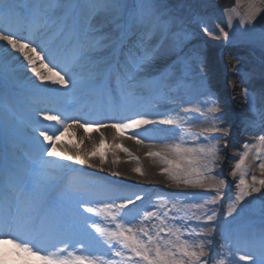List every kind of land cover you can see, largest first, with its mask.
Returning a JSON list of instances; mask_svg holds the SVG:
<instances>
[{
	"label": "snow or ice",
	"instance_id": "snow-or-ice-1",
	"mask_svg": "<svg viewBox=\"0 0 264 264\" xmlns=\"http://www.w3.org/2000/svg\"><path fill=\"white\" fill-rule=\"evenodd\" d=\"M244 3L243 14L235 7L226 9L229 28L238 17L239 26L247 29L264 13V0ZM237 4L243 6L240 0ZM0 21L5 22L0 26L4 42L0 60H12V51L18 53L26 61L22 67L42 84L71 85L92 109L87 118L73 116L68 109L37 111L50 122L35 129L48 146L41 143L35 167L0 190V264H264V203L258 227L235 226L248 207L246 201L253 203L259 194L264 202V108L257 109L253 95L243 89L244 102L254 115L249 126L261 132L233 151L231 182L217 172L218 162L226 158L231 127L218 115L221 107L212 94L179 111L139 110L141 89L161 84L168 72L152 79L148 74L176 46L167 41L177 36L172 32L177 18L164 0H0ZM201 23L203 32L211 34ZM220 31L230 39L223 28ZM258 42L264 49V31ZM62 54L65 59H60ZM160 125L173 126L176 139L153 150L145 141L166 131ZM90 128L100 133L90 151L57 149L56 143L69 130L73 135L83 130L81 143L91 139ZM101 129L113 131L110 159L100 153L105 144ZM126 134L147 149L148 158L164 165L160 175L173 186L201 189L208 195L153 199L135 193L111 198L107 193L113 187L75 178L69 185L71 207L54 209L48 203L47 189L60 174L80 172L72 164L98 167L101 172L105 164L119 165L115 149L122 148L118 141ZM122 151L139 165V157L127 148ZM97 156L94 164L92 157ZM49 168L58 175L51 176ZM132 171L147 175L139 166ZM110 174L120 176L111 167ZM230 183L235 193L225 211L220 202ZM218 216L228 225L219 232Z\"/></svg>",
	"mask_w": 264,
	"mask_h": 264
},
{
	"label": "rangeland",
	"instance_id": "rangeland-1",
	"mask_svg": "<svg viewBox=\"0 0 264 264\" xmlns=\"http://www.w3.org/2000/svg\"><path fill=\"white\" fill-rule=\"evenodd\" d=\"M164 2L171 10V14L177 18V22L172 26V30L177 34L173 41L176 45L173 50H175L174 52L178 54V62L172 69L171 73L175 75L177 82L182 86L179 91L174 93V95L180 97L179 99L181 100V102L176 104L179 109L181 106H190L204 100L206 93H210L214 96V93L218 90V87H216L218 84H215L217 82L215 77L219 76V74L223 72L222 69H224L226 73L229 72L237 74L239 78L243 75L246 79L256 80L259 81V83L264 82V49L260 47L258 42L261 32L264 31V26L260 28L253 24L248 26L246 29L239 26L237 17L233 22V27L229 28L226 10L219 6L218 0H164ZM230 6V8H237V11L243 14L244 6H238L237 0H235L234 3L232 2ZM260 19H262L261 23L264 24V13H261L259 20ZM201 21L207 24L211 34L203 32ZM255 22L261 24L260 21ZM221 28H223L224 32H228L230 39L226 40L224 38L223 32L220 31ZM185 33L188 35L185 36ZM188 45L191 46V49L186 53L184 52L186 50L185 46ZM231 51H235L239 54V59H228V55ZM212 53L215 54V57L209 58V55ZM240 60L245 61V64L240 68H236V65L242 63ZM171 61L172 58L168 57L166 59L158 60L156 65H161L160 68L164 69V66H169ZM201 69L203 70V74H201ZM236 69H239V71H236ZM5 71H8V69H4L2 67V62H0V72L4 73ZM227 79L228 78L225 79V84H230ZM207 83H209L210 87H207ZM237 86L241 87L242 91L245 88L242 87L241 81L237 83ZM249 92L251 93L252 91L249 90ZM216 95L219 99L223 95H227V93L224 90L222 93L216 92ZM240 95L243 96V93ZM159 99L161 100L162 98ZM168 99L170 101L172 96H169ZM155 105L160 107V109L167 107L164 104L163 107L162 104L159 105L155 103ZM156 106L154 108L159 109ZM239 113V119L244 120L243 117L245 116L241 111H239ZM181 115L184 114L182 113ZM243 142L244 141H242V143ZM242 143H239L237 146L239 149L241 148ZM105 150L106 147L100 148V152H104ZM234 150H237L236 146L233 151ZM233 151L231 153H233ZM158 165L160 167V173L164 165L161 163H158ZM219 165L220 162L217 167V172L221 175V177L227 178L231 182L232 178L228 176V171L230 169L223 174L220 171L221 168ZM48 172L54 177L58 175L56 170L51 172V170L48 169ZM63 175L65 174H60L59 178ZM163 177V184L167 190H153L148 195L145 193V195H147L146 197L154 199L157 195L175 196L177 194L186 195L194 193L208 195L201 189L183 187L176 188L171 184L166 176ZM59 178L55 179L51 183L47 191H49V189H51V187L59 181ZM75 178H79L84 181H94L98 184L113 187L115 190L107 193V196L111 198H116V195L120 194L125 196L127 193L124 188V181L122 180L108 179L102 175L86 173L83 171L72 175L70 179H67L66 183L70 185V182ZM113 182L115 183L113 184ZM69 185H65V187L68 188ZM65 187L64 191L66 192L57 193L54 196V200L56 202L60 201V203H62L63 201H61V197H68L67 195H70V189H66ZM225 193V200L221 201L220 204L223 205V209L226 211L227 202L231 200L235 193L234 183L229 184V186L225 189ZM255 195L257 198L253 203L249 204L248 201L245 202L248 207L245 209V212L241 214V217L235 226H239L242 229H246L250 226H259L260 208L264 202L258 198L259 194ZM241 207H244V205H241ZM217 222L220 224L218 232L228 227L222 217L218 216ZM214 239L217 241V244H215L214 247H218L220 236L216 235ZM241 264H243V262H241Z\"/></svg>",
	"mask_w": 264,
	"mask_h": 264
},
{
	"label": "bare ground",
	"instance_id": "bare-ground-1",
	"mask_svg": "<svg viewBox=\"0 0 264 264\" xmlns=\"http://www.w3.org/2000/svg\"><path fill=\"white\" fill-rule=\"evenodd\" d=\"M240 2L244 6L243 8V13H244L247 5L244 3V0H240ZM259 18L260 16L257 17L256 21H260L261 23L262 19L259 20ZM2 22L4 21H0V23ZM261 24L254 22V25L260 28L264 26L263 23ZM173 41L174 39H170L169 41H167V43L173 44ZM3 45H4V42H0V47H2ZM185 48L186 50L184 52L187 53L188 51H190L191 46L188 45V46H185ZM172 52L174 51H170L169 54L163 59H166L168 57H173V54H171ZM228 56H229L228 59H233V60L239 59L240 57V55L237 54L235 51H231ZM12 57H13L12 60H0V62H2V67L4 69H8V71H5L4 73L0 72V92H2V95L0 97L1 102L4 101L7 105H9L14 101L15 96H17V94L9 87V85L16 84V86H18V90H20L18 91V93L20 94L21 91L26 89V88L20 87L21 85H28L27 87H35L33 84L34 82L35 85H40V88H48L50 90H54L55 92H62L61 95H63L62 97L64 100L71 102L73 105L78 104L76 102L77 99L83 96V94L80 92L79 89L64 88L61 85H53L50 82L42 84L38 80V78L35 77V75L29 69H25L24 67H22V64H26V61H23L22 56L12 51ZM214 57H215L214 53L209 55V58H214ZM241 62L242 63H239L235 67L236 68L242 67L245 64V61L242 60ZM173 64L174 63H171V65H169L168 68L165 67L166 68V69L164 68L165 70L163 68H160L159 65H156V69L148 74V79H152L154 77L159 76L161 72H164L167 70L168 72L167 78L161 84H159L162 87L166 88V91L164 92V95H163L165 98L160 103L166 105L167 107L164 108L162 111L159 109H147V108L144 111L149 112V113H155V112L165 113L172 109H175L177 111L179 110L176 104L178 102H181V100L179 99L180 97H177V95H174V93L179 91L182 88V86L179 85V83L177 82V78L175 77V75L171 73L174 67ZM41 70L44 71L45 69H41ZM222 70L223 72L219 74V76L215 77L217 81L215 84H218L216 86L218 87L217 88L218 90L216 92L222 93L225 90L227 95H223L222 97L218 99L216 92H215L214 97L217 100V102L219 101L218 103L221 107V112L218 113V115L224 118V125L230 126L231 133H232L227 137V139L230 141L229 143L230 148L228 147V149H224V155L226 158L222 162H220V165H219L221 168L220 171L224 174L231 167L230 161L234 158L233 153L231 152L233 151V149H235V146L237 150H239V148L237 147L239 143L241 144L242 141L244 142L250 141L252 140L254 135L261 132V128L259 127H255V128L250 127L249 126L250 121H241L239 119V114H240L239 111H241L242 113H252V111L249 109V106L245 104L244 96L240 95L243 93V91L241 87L237 86V83L241 81L242 87H245L252 91L251 94L255 98L257 109H262L264 108V82L259 83V81H256V80H249V79L244 78L243 75L240 76L241 78L240 79L239 76H237V74L229 73V72L226 73L224 69ZM226 78H228L227 80L230 82V84H225ZM157 86H147L141 89V91H143L144 89H147L148 91L154 89L153 92H155ZM207 87H210L209 83H207ZM259 88L262 90H260ZM21 95L23 94H20V96ZM154 95L150 97V103H153L156 101L157 96H154ZM169 96H172V99L170 101L168 99ZM1 102H0V107H2ZM147 102L149 104V101ZM167 103L169 104V106ZM79 110H83L82 107H80ZM0 114L3 118H7V114L5 113V111L0 112ZM120 114L121 115H131L132 113L121 112ZM160 128L166 129V131L157 133L155 139L145 141V144H151L153 146V150H158L161 145V142L172 143L176 139L175 132L172 130L173 126L164 125ZM100 131L104 133L105 144L103 147L104 148L106 147V150L104 152L101 151L100 153L106 155L110 159L112 151H113L111 149L113 131L111 129H101ZM89 134L91 136V139H84L83 143H81V140L83 139V130L81 129V130L76 131L75 135L72 134V130H69V133L60 137L59 141L56 143V147L58 150L61 148L67 149L69 153H75L76 151H80V152L90 151L93 148V142L94 141L96 143L99 142L100 133L92 130V131H89ZM40 141L41 140H39V142ZM118 142L121 143L122 148H127L134 156H137L140 158L139 165L136 163L135 160L131 159L124 151H122V148H121V150L115 149V151L120 157L121 163L116 166H110L109 164H105L104 171L102 172L99 170L98 167L89 168L86 164L85 165L72 164V167L79 169L80 172L84 171L86 173H95L97 175H102L108 179L124 181V188L127 191V195L129 194L130 196L131 194H135V193L149 194L153 190L159 191L158 189H162L164 191L167 190L163 184L164 177L161 176L159 173L160 167L158 163L160 162L152 158H148L146 156V152H147L146 148L140 145H137L134 140L127 139V134ZM42 143L44 144L45 147L48 146L46 142H43V139H42ZM47 159H51V158H47ZM57 159L59 160V162H62V163H71L68 161H63L62 159H59V158ZM92 160L94 164H98V156L92 157ZM138 166L142 167L144 172L147 173L145 177H141L132 171L133 168L138 167ZM110 167L115 171H119L120 176L118 177L112 176L110 174ZM49 169L51 170V172L52 171L54 172L55 170L52 168H49ZM258 174L259 173L257 172V175ZM65 175L61 176L60 178L64 177ZM69 175H75V174H69ZM21 176H24V175H21Z\"/></svg>",
	"mask_w": 264,
	"mask_h": 264
},
{
	"label": "water",
	"instance_id": "water-1",
	"mask_svg": "<svg viewBox=\"0 0 264 264\" xmlns=\"http://www.w3.org/2000/svg\"><path fill=\"white\" fill-rule=\"evenodd\" d=\"M219 2L223 7H228L232 4L233 0H219Z\"/></svg>",
	"mask_w": 264,
	"mask_h": 264
}]
</instances>
